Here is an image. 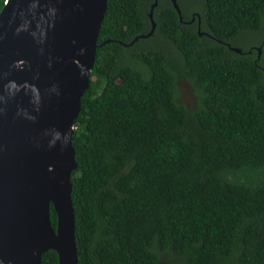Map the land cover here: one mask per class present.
<instances>
[{"label":"trees","instance_id":"obj_1","mask_svg":"<svg viewBox=\"0 0 264 264\" xmlns=\"http://www.w3.org/2000/svg\"><path fill=\"white\" fill-rule=\"evenodd\" d=\"M177 1L182 18L157 0L129 43L153 0H107L72 134L78 264H264V0H201L200 25ZM159 34L192 104L166 53L137 48Z\"/></svg>","mask_w":264,"mask_h":264},{"label":"water","instance_id":"obj_2","mask_svg":"<svg viewBox=\"0 0 264 264\" xmlns=\"http://www.w3.org/2000/svg\"><path fill=\"white\" fill-rule=\"evenodd\" d=\"M156 4L149 31L129 43L153 32ZM106 6L107 0H5L0 9V264H41L49 248L57 264H78L72 134Z\"/></svg>","mask_w":264,"mask_h":264},{"label":"rangeland","instance_id":"obj_3","mask_svg":"<svg viewBox=\"0 0 264 264\" xmlns=\"http://www.w3.org/2000/svg\"><path fill=\"white\" fill-rule=\"evenodd\" d=\"M180 1V0H179ZM182 1V6L184 7V10L186 12L184 18L190 20L192 19V16L194 17L193 20L191 22H196V15L197 14V9H195V7L200 4L201 0H181ZM195 3V5H194ZM179 4V3H178ZM264 29V24L263 27ZM262 28L256 32L251 31V30H247L244 31L243 33H241L240 35H238L236 38L232 39L234 43H236V45L240 44L243 45L244 47H248L252 41L254 40H259L260 37L258 35L257 38V33L260 34L262 31ZM257 38V39H256ZM258 41H256L253 44V47H259V45H257ZM146 48V47H157L160 48L161 50H163L168 58V63L170 65H172L177 71H178V88L180 90L181 93V99H183V101H185L188 104H192L194 97L192 94V91L190 90V86L188 84V81L184 78L182 71H181V67H180V54L179 52L172 46L170 40L168 38H166L165 36L162 35H156L153 36V39L150 40L147 43H142L140 45L137 46V48Z\"/></svg>","mask_w":264,"mask_h":264},{"label":"flooded vegetation","instance_id":"obj_4","mask_svg":"<svg viewBox=\"0 0 264 264\" xmlns=\"http://www.w3.org/2000/svg\"><path fill=\"white\" fill-rule=\"evenodd\" d=\"M197 14H198V13H197ZM193 18H194L193 16H192V19H190V20L184 18V21H185V22H191V21L193 20ZM198 19H200L199 15H198ZM198 21H199V20H198Z\"/></svg>","mask_w":264,"mask_h":264},{"label":"bare ground","instance_id":"obj_5","mask_svg":"<svg viewBox=\"0 0 264 264\" xmlns=\"http://www.w3.org/2000/svg\"><path fill=\"white\" fill-rule=\"evenodd\" d=\"M54 227V226H53Z\"/></svg>","mask_w":264,"mask_h":264}]
</instances>
